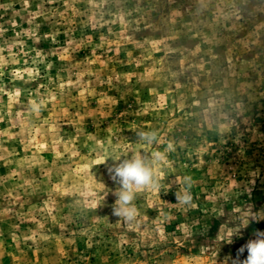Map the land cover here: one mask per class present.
<instances>
[{"label": "rangeland", "instance_id": "1", "mask_svg": "<svg viewBox=\"0 0 264 264\" xmlns=\"http://www.w3.org/2000/svg\"><path fill=\"white\" fill-rule=\"evenodd\" d=\"M169 143L119 220L108 169ZM246 207L264 211V0H0V264H232L264 231Z\"/></svg>", "mask_w": 264, "mask_h": 264}, {"label": "clouds", "instance_id": "2", "mask_svg": "<svg viewBox=\"0 0 264 264\" xmlns=\"http://www.w3.org/2000/svg\"><path fill=\"white\" fill-rule=\"evenodd\" d=\"M137 140L144 145L152 146L158 143L159 134L156 130H138L136 132ZM173 145L169 143L164 151L154 150L151 152H134L125 155L117 160L108 169L112 180L119 186L114 195L117 197L113 205V215L125 222H134L138 216V210L135 206L136 195L139 190H157L160 183L154 169L157 166L169 163L168 153ZM185 185L182 191L175 193L177 203L191 207L193 196L190 191L193 179L191 176L183 177ZM242 228H246L250 221L259 222L264 220V211L254 213L251 207H246L238 216ZM255 238L250 239L238 250L237 257L232 264H264V231L256 230ZM232 236L229 235L227 243H232ZM247 250V258L240 260V255Z\"/></svg>", "mask_w": 264, "mask_h": 264}]
</instances>
